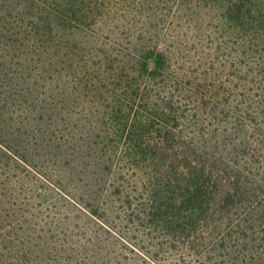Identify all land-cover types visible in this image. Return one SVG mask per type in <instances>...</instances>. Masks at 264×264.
<instances>
[{"label": "trees", "instance_id": "16d2710c", "mask_svg": "<svg viewBox=\"0 0 264 264\" xmlns=\"http://www.w3.org/2000/svg\"><path fill=\"white\" fill-rule=\"evenodd\" d=\"M26 60L42 133L123 237L161 264H264V0H0V93Z\"/></svg>", "mask_w": 264, "mask_h": 264}, {"label": "rangeland", "instance_id": "374dc122", "mask_svg": "<svg viewBox=\"0 0 264 264\" xmlns=\"http://www.w3.org/2000/svg\"><path fill=\"white\" fill-rule=\"evenodd\" d=\"M4 64L1 75L8 86L0 93V264H161L120 234L125 222L117 212L110 206L98 209L92 173H65L63 156L53 147L57 140L40 129L41 107L54 118L55 105H40L38 63ZM68 121L73 147L61 146L78 158L87 123L75 110ZM232 191V178L219 171L213 206L223 204Z\"/></svg>", "mask_w": 264, "mask_h": 264}]
</instances>
